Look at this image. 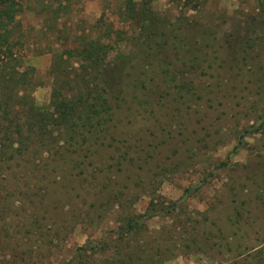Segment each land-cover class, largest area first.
<instances>
[{"label": "rangeland", "instance_id": "rangeland-1", "mask_svg": "<svg viewBox=\"0 0 264 264\" xmlns=\"http://www.w3.org/2000/svg\"><path fill=\"white\" fill-rule=\"evenodd\" d=\"M134 1L179 27L182 42L171 38L169 54L157 60L166 81L148 86L153 97L168 96L153 114L128 62L124 108L87 158L64 125L45 132L38 121L29 130V113L53 112L55 85L92 92L84 60L68 49L99 38L112 56L141 54L142 41L122 40L141 35L139 19L126 0H0L1 9L13 4L14 15L12 54L2 53L0 75L15 67V76L30 80L15 86L14 111L0 112V264H78L86 244L96 246L86 262L106 264V256H119L121 226L151 204L149 234L178 245L163 264H264V0ZM243 41L256 42L248 54L238 47ZM139 57L141 78L155 62L145 66ZM11 85L0 80V91L9 94Z\"/></svg>", "mask_w": 264, "mask_h": 264}, {"label": "trees", "instance_id": "trees-1", "mask_svg": "<svg viewBox=\"0 0 264 264\" xmlns=\"http://www.w3.org/2000/svg\"><path fill=\"white\" fill-rule=\"evenodd\" d=\"M12 6L13 4L11 3V5H8L6 8H0V57L3 60L8 56V54L3 57L2 53L9 51V53L12 54L10 46L11 31L7 27L14 20L13 10H11ZM126 8L132 19H139L141 24V28H139L141 35L140 32L134 33L129 37H122V40L127 38L137 40V42L139 40L142 41L140 43L142 55L133 52L131 57H128L123 53H118L112 56L113 52L111 49V44L104 43L103 40L99 38L89 39L79 48L68 49L65 54H68L69 57L78 56L80 60H84L85 63L83 64L86 65L85 71L87 74L86 79L85 77L83 78V82H85L87 88H89V90L92 92H89L88 94L81 92L74 93L73 86L69 83V81L66 82L69 86V89H63L61 86L55 85L52 89L51 95L53 112L49 113L44 111L39 113L32 110L29 114H33V116L30 115L27 122L29 130L34 132L36 130L35 124L38 121H44L45 125L43 129L45 132L49 130V125H64L69 128V131L71 130L70 137H68L69 143H77L78 139H81V146L83 149H85V151H90V154H86L88 158L92 154V150H95L94 148L92 149V145L94 143L99 144L98 142L101 144L102 141L100 140L104 137V135H109L110 130L115 124L114 122L118 113H120V111L124 108L122 102L124 100L125 94H128L126 92V83L129 77H132L133 72L135 70L137 71V67H135L136 64L133 62L135 61L134 59L138 58L139 55L141 61H145V66L148 64H153V61L155 62L149 71L146 69H141L143 74L141 78L138 77V71H135V78L131 79V81H138L141 83L145 89V91L142 93L144 103L147 102L146 97H150V106L153 108L154 104H161L159 102L160 98L168 96L165 95L166 93L163 91L158 90L156 95L159 97H153L151 88L148 86L151 81L156 80V77H162L163 79L165 78L164 73L166 71H164V69L159 71L160 68L157 67V64L163 65L164 61L160 59L161 62H158L157 60L164 54H169L170 39L172 38L175 40L180 37V33L176 34L179 27H176L175 25H167L166 20L161 24L158 17L152 12V10H148L149 7L141 6V4H138V2H135L134 0H126ZM151 12L152 14H150ZM142 32L144 33V38H142ZM205 33L206 29L203 31V34ZM167 35L170 37L168 38ZM180 41L182 42L181 38L177 40V42ZM116 42L117 44H120L118 41ZM174 42L176 43V41ZM204 43L205 42H203V44ZM243 44H247V41H243V43H240L238 47H240L243 52L248 54L247 50H251L256 42L253 41L252 45L246 46ZM203 48L204 47H200V49ZM226 51H230V49H227ZM199 58H201V56L196 57V59ZM199 61L201 62L202 60ZM203 61L206 62L207 60L204 59ZM128 62L132 64L130 68L133 69V72H131L128 68ZM167 65L170 66V63ZM193 65L194 63L192 66ZM58 70L59 69H55L54 72H57ZM143 70L147 72H144ZM6 74L0 75V80L4 85L11 83L12 90L9 89V94L0 91V112L5 117L14 111L15 105L13 101H15V99L12 98V93L15 91V86L20 84L22 85L26 81L25 77L24 79H21V75L19 78L15 76V67H13V71ZM70 74L71 73H68L67 75ZM75 75L76 77L80 76L78 73ZM29 81L30 80L26 82ZM78 82L79 85L82 83V81ZM100 83L101 89H98L97 92L95 88L88 87L89 85L98 88ZM168 86L169 85L167 84V87ZM140 103H142L141 100ZM20 104L24 106L25 99L22 98ZM155 110H157V106L155 107ZM152 113H156L154 112V108L152 109ZM261 118L264 122V111L261 115ZM157 123L161 122L158 121ZM162 130L164 131V128H162ZM245 132H251V130L246 129ZM27 161L31 162L29 158ZM85 162L86 161L84 160L83 164H85ZM153 207H155V205L151 204V207L145 209L144 213L136 214L135 217L121 226L119 233V256L115 257V259L106 256V264H163V262L173 257L176 249L173 246H178L176 243H166L167 240H164V242H158L151 236V234H149L150 230L145 223L147 220H150L155 216V213L152 212ZM177 207L178 206L176 203H174L173 210H175ZM236 212L235 221L238 223L243 212H241L239 209H237ZM236 233L238 232L236 231ZM221 235H223V232ZM141 236H143L142 241L138 242L136 245L131 244L130 239L132 237ZM95 248L96 246L89 247L87 244L79 247L77 249L79 261L78 264H90L91 260L86 262V258L83 257L88 255L90 252L94 254ZM261 248L258 252H261L262 254L264 251Z\"/></svg>", "mask_w": 264, "mask_h": 264}]
</instances>
